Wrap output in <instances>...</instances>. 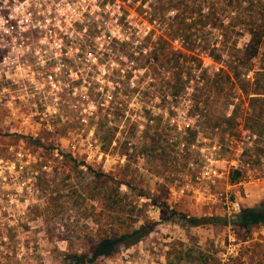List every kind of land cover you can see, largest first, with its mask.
<instances>
[{"label":"rangeland","instance_id":"374dc122","mask_svg":"<svg viewBox=\"0 0 264 264\" xmlns=\"http://www.w3.org/2000/svg\"><path fill=\"white\" fill-rule=\"evenodd\" d=\"M249 1L162 0L159 6L160 15L172 10L177 16L196 18L215 13L216 25L214 20L204 21L214 27L192 26L197 38L184 32L190 20L170 25L168 37L182 44L184 56L174 61L168 48L167 57L161 54L159 60L160 77L182 86L191 84L195 102L196 96L203 97L192 114L208 135L212 128L235 134L240 123L248 125L246 108L253 103L252 91L241 75L245 72L244 78L249 74L251 79L264 67V39L256 60L240 64L236 60L253 22L248 17L238 20L237 13L248 8ZM259 15L264 29V9ZM216 27L227 31L222 43L216 39ZM220 70L238 74L230 81L231 88ZM242 88L246 94H241ZM43 89L38 95L21 92L5 104L0 99V264H169L176 251H192L194 259L182 264H264V229L252 228L245 236L223 205L227 197L241 198V211L264 205V129L260 125L251 124L260 141L245 160L249 163L245 173L252 178L244 188L247 196L228 189L226 181L219 179L205 200L199 199L201 191L187 190L178 197L170 194L169 187L181 181L177 174L189 175L186 164L195 156L193 152L178 155L177 137L166 123L160 129L149 128L143 140L133 138L131 149L121 146L111 152L126 156L124 162L109 156L105 168L98 162L85 166L71 158L67 142L77 134L85 138L91 129L76 119L73 98L60 97L54 100L55 110L47 111L49 95ZM117 121L114 114H101L92 122L90 133L99 145L92 147L94 152L111 151L107 144ZM186 133L190 140L192 133ZM83 148H77L76 156ZM185 182L194 184L191 178ZM195 187L202 189L200 182ZM212 195L217 197L212 200ZM193 217L217 221L191 224L188 218ZM100 227L108 230L109 239L100 240Z\"/></svg>","mask_w":264,"mask_h":264},{"label":"built area","instance_id":"2783aa9c","mask_svg":"<svg viewBox=\"0 0 264 264\" xmlns=\"http://www.w3.org/2000/svg\"><path fill=\"white\" fill-rule=\"evenodd\" d=\"M161 1L0 0V99L5 104L21 92L38 95L46 88L50 102L46 110L51 112L54 100L73 98L76 119L91 130L85 138L73 136L67 145L72 157L85 166L98 162L105 168L109 156L124 162L126 156L111 152L121 146L131 149L133 138L143 140L149 128L160 129L164 122L177 137L178 155L195 156L186 164L189 175L177 174L182 179L169 187L171 195L201 191L199 199L205 200L216 181L224 179L228 189L247 196L244 188L251 176L232 185L228 176L232 170L248 168L245 160L260 138L244 123L235 134L212 128L208 135L192 114L196 107L192 85L159 76L160 46L183 52L182 44L168 37L176 12L160 15ZM217 36L220 41L221 34ZM246 77L250 79L249 74ZM101 114H114L118 120L108 152L92 149L99 146L90 133L92 122ZM186 131L192 133L190 140ZM78 147L84 148L76 156ZM187 178L194 184L185 182ZM198 182L202 189L195 187ZM239 200L225 198L223 205L232 218L241 212Z\"/></svg>","mask_w":264,"mask_h":264},{"label":"trees","instance_id":"16d2710c","mask_svg":"<svg viewBox=\"0 0 264 264\" xmlns=\"http://www.w3.org/2000/svg\"><path fill=\"white\" fill-rule=\"evenodd\" d=\"M168 3H173L172 1H169ZM167 3V4H168ZM203 6L201 7V9H197V10H202ZM242 9L244 11H242ZM264 9V2H257L256 0H251L248 2V8H241L240 11H238L237 13V19L240 20L241 18L246 19L248 18H252L253 22L249 23L248 28L246 29V32L248 33L249 39L246 42V44L244 45V47L240 50H238V52L240 53V58L236 59L238 61V64L243 63V62H252L253 60H256L259 56L260 53V48L261 45L263 44V39H264V29L262 26H260L259 23H261L258 18H259V14L261 13V11H263ZM260 12V13H259ZM200 13V12H199ZM257 18V19H256ZM178 20V22H177ZM189 21V28H186L184 32H186V37H193L196 35V30H192V26H196V24H203V28L206 22H204L205 20L208 21H213L216 25V17H215V13L214 12H210V13H206V14H200L198 15V17L196 18L194 15H189V16H182V14H180L179 16H177L176 14V18L174 19V24H178V25H182L183 21ZM258 20V22L256 21ZM180 23V24H179ZM209 25V24H208ZM221 25V24H220ZM211 27H214L213 25L210 24ZM220 27V26H219ZM227 29V28H226ZM216 30H218V27H216ZM219 34H221V43L223 41V38L226 37V33L227 31H225V29L223 30H218ZM195 38H197V36H195ZM168 48V46H160V52L161 54H163L165 57H167L166 53L169 52L166 51ZM214 49H217V47H215ZM171 54V53H170ZM183 54H173L171 59H174V61H176L177 59H179ZM184 56V55H183ZM186 57H190L193 58V56H189L187 55ZM181 60V59H180ZM179 60V62H180ZM243 61V62H242ZM178 62V61H177ZM183 62V60H182ZM181 63V62H180ZM183 64V63H181ZM240 70V66L238 65ZM180 71V68L178 69V72ZM221 73L223 75H225L224 78L227 82H228V87L232 86L231 85V80L234 79V76H237V73H233L231 74L230 71L228 70H220ZM241 71V70H240ZM191 69H189V71L187 73H190ZM178 74V73H177ZM218 74H216L217 76ZM241 75V73H240ZM243 80L247 82V84H249L251 86V93L249 94V96L252 97V104L251 103H247V108H246V113H247V117L246 120L248 122L247 127L256 133V130L253 129L252 127V123H256L257 125H260L261 128L264 129V67L259 68V70L257 72H255L254 77L251 79H245V72H242ZM233 77V78H231ZM221 80H223V78H219ZM220 80V81H221ZM213 83V82H212ZM237 83V82H236ZM211 86V85H210ZM208 88V87H207ZM206 88V89H207ZM231 88V87H230ZM235 90V88H232ZM208 92V91H207ZM247 89L246 88H242L241 89V94H246ZM241 95L236 96L237 99L240 98ZM206 97V95H205ZM210 97V96H209ZM205 98V101H203L205 103V105H203V109L204 110H208V106H209V101L208 98ZM235 96H232V98ZM197 101H196V107H199L201 104V98L203 97H198L196 96ZM231 98V97H230ZM229 103V100H228ZM227 103V104H228ZM219 128V127H216ZM71 156V155H70ZM71 158L73 159V157L71 156ZM106 176V174H103ZM245 171L244 170H232L228 176V182L229 184H237L241 181L244 180L245 178ZM101 214V213H100ZM100 214H97L99 217ZM98 219V218H97ZM231 222L237 226V228L240 231H243V234H249V232L251 231L252 228H263L264 229V205H259L258 207L255 208H246L244 210H242L237 216L231 218ZM185 220V219H184ZM188 221L193 224L196 223L197 221H210V222H216L217 220L215 218L212 219H206V218H200V219H196V218H188ZM101 235L99 236L100 240H105V239H109V234H108V230L106 228H101L99 229ZM2 233L0 232V235ZM192 258V251L188 252V253H181V252H175V255H173L172 260H169V264H182V262L187 261V259Z\"/></svg>","mask_w":264,"mask_h":264}]
</instances>
